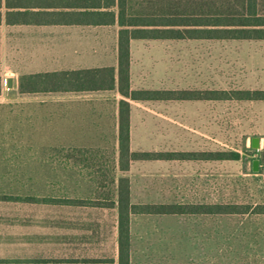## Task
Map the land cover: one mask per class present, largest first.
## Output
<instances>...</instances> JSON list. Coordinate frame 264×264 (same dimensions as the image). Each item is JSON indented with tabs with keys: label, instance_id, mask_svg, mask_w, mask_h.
<instances>
[{
	"label": "crops",
	"instance_id": "1",
	"mask_svg": "<svg viewBox=\"0 0 264 264\" xmlns=\"http://www.w3.org/2000/svg\"><path fill=\"white\" fill-rule=\"evenodd\" d=\"M120 30L118 22L0 24V260L119 264L123 198V210L127 201L181 211L130 214V264H205L210 218L249 214H211L204 165L212 152L191 143L188 131L187 117L199 120L212 90L203 80L180 82L173 43L213 40L132 39L130 92L159 94L141 100L121 91ZM94 70L113 80L94 91L46 92L30 79ZM185 92L191 99H182ZM122 102L129 105L130 154L154 159L122 156Z\"/></svg>",
	"mask_w": 264,
	"mask_h": 264
},
{
	"label": "rangeland",
	"instance_id": "2",
	"mask_svg": "<svg viewBox=\"0 0 264 264\" xmlns=\"http://www.w3.org/2000/svg\"><path fill=\"white\" fill-rule=\"evenodd\" d=\"M130 4L138 15L176 16L237 12L243 0H130ZM258 10L264 15V0H258ZM173 48L183 84L192 79V85L203 80L212 91H264V41H184L173 43ZM200 114L197 122L196 113L187 117L191 143L203 144L212 153L240 155L236 161L204 165L205 199L210 196L212 206L235 205L241 211L250 207L253 212L210 218V262L205 253V264H264V239L260 238L264 215L255 214L264 208V101H211L200 108ZM253 138L261 140L259 151L252 149ZM256 153L258 173L253 171ZM252 223L262 224L251 230ZM251 231L259 232V239H252Z\"/></svg>",
	"mask_w": 264,
	"mask_h": 264
},
{
	"label": "trees",
	"instance_id": "3",
	"mask_svg": "<svg viewBox=\"0 0 264 264\" xmlns=\"http://www.w3.org/2000/svg\"><path fill=\"white\" fill-rule=\"evenodd\" d=\"M8 25H110L118 22L119 68L121 91L132 99L149 100L158 97L154 92H130L129 66L132 39H205L213 41H264V15L259 13L258 0H243L241 10H223L213 14L179 13L176 16L138 15L130 0H0V24ZM102 71H74L49 73L31 77L36 89L42 91H94L106 86L113 77ZM182 99H191L192 93H183ZM211 101H264V91H211L206 94ZM128 103H121L120 141L121 153L134 159H154L150 153L130 154ZM211 161H236L234 152L210 154ZM122 198L120 211L119 264H130L129 217L130 214H175L174 206H126ZM235 205H213L211 214H248L251 208L240 211ZM129 209V210H128ZM131 210V212H130ZM256 213H263V210ZM0 264H60L58 261H9ZM65 264H83L67 262ZM114 264V262L84 263Z\"/></svg>",
	"mask_w": 264,
	"mask_h": 264
},
{
	"label": "water",
	"instance_id": "4",
	"mask_svg": "<svg viewBox=\"0 0 264 264\" xmlns=\"http://www.w3.org/2000/svg\"><path fill=\"white\" fill-rule=\"evenodd\" d=\"M7 87L9 89L13 88V80L12 79H8L7 80ZM260 147H261L260 138H253L252 139V149L255 150V151H259ZM254 156H255V160L253 161V171L255 173H258L259 170H260V168H259V160H258L259 154L256 153Z\"/></svg>",
	"mask_w": 264,
	"mask_h": 264
}]
</instances>
